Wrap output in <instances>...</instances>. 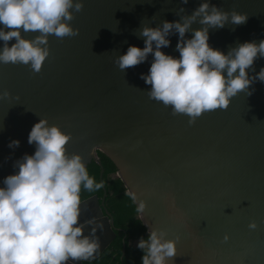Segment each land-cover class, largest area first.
Here are the masks:
<instances>
[{"label": "water", "instance_id": "obj_1", "mask_svg": "<svg viewBox=\"0 0 264 264\" xmlns=\"http://www.w3.org/2000/svg\"><path fill=\"white\" fill-rule=\"evenodd\" d=\"M202 2L83 0V9L70 21L78 35H50V54L39 72L0 64V93H10L0 99V181L13 174L17 159L34 154L28 135L46 118L70 134L69 153L80 154L86 167L92 161L100 167V182L98 152L114 164L112 178L146 204L141 221L147 232L161 230L176 241L177 253L167 264H264V82L254 81L251 95L241 91L226 109L204 112L189 124L186 114L173 115L170 107L149 98L150 86L140 77L149 71L151 54L124 71L115 63L130 45L144 47L139 35L144 25L179 21ZM209 3L248 14L243 24L209 29L214 49L227 54L240 43L264 39V0ZM191 27L203 26L194 22ZM22 35L32 39L37 33ZM168 39L170 45L161 50L179 57L178 33ZM261 67L264 58H257L249 76ZM12 140L19 146L9 148ZM81 204L80 222L96 217L103 230L96 231L100 251L76 264L93 262L115 238L103 201L94 195ZM251 222L255 229L249 228Z\"/></svg>", "mask_w": 264, "mask_h": 264}, {"label": "clouds", "instance_id": "obj_2", "mask_svg": "<svg viewBox=\"0 0 264 264\" xmlns=\"http://www.w3.org/2000/svg\"><path fill=\"white\" fill-rule=\"evenodd\" d=\"M83 6V0H0V64H23L39 72L50 54V35H78L79 29L70 21ZM247 19V13L224 11L203 0L179 21L144 25L139 30L144 47L130 45L115 63L124 71L145 62L151 54L149 71L140 77L150 86L149 98L170 107L173 115L186 114L191 124L204 112L226 109L241 91L251 95L249 86L254 81L264 82V67L255 76L248 74L254 61L264 58V39L240 43L227 54L208 43L210 28L240 25ZM194 22L203 27L193 29ZM26 32L37 35L27 39L22 35ZM173 32L179 35V57L161 50L170 45L168 37ZM188 32L191 38H186ZM9 96L7 90L0 93V99ZM70 138L58 125L40 118L28 135V143L35 145L34 154L17 159L13 174L0 181V264H68L70 260L76 264L100 251L96 231L103 230V223L96 217L80 222V193L81 187L89 192L99 190L104 182L89 176L80 154L67 151ZM19 143L12 140L8 147L16 148ZM126 195L137 206V219L142 220L145 202L138 201L132 190ZM88 225L93 227L85 235ZM256 226L255 222L249 224L252 229ZM136 247L143 252L141 264H167L177 253L176 241L166 239V233L157 229H150Z\"/></svg>", "mask_w": 264, "mask_h": 264}, {"label": "trees", "instance_id": "obj_3", "mask_svg": "<svg viewBox=\"0 0 264 264\" xmlns=\"http://www.w3.org/2000/svg\"><path fill=\"white\" fill-rule=\"evenodd\" d=\"M98 158L103 168L101 181L104 182V187L92 192L81 187V201L94 195L99 201H103V211L112 220L115 238L93 262L83 264H141L143 252L136 244L141 237L147 238V229L137 219L136 205L126 195V188L121 180L112 178L117 172L114 164L100 152ZM86 168L89 176L99 183L100 167L92 161Z\"/></svg>", "mask_w": 264, "mask_h": 264}]
</instances>
